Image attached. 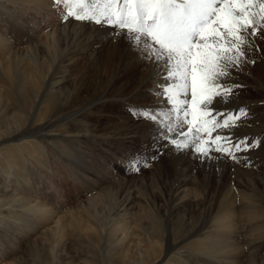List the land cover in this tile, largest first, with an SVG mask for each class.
<instances>
[{
  "label": "rangeland",
  "instance_id": "374dc122",
  "mask_svg": "<svg viewBox=\"0 0 264 264\" xmlns=\"http://www.w3.org/2000/svg\"><path fill=\"white\" fill-rule=\"evenodd\" d=\"M67 10L0 0V264H264V143L236 153L241 162L213 153L206 163L166 144L127 110L168 112L161 76L143 98L133 91L151 61L110 27L64 20ZM102 30L109 54L102 42L85 47ZM255 71L264 61L234 74L244 87L215 105L249 109L227 130L234 141L264 138ZM137 159L147 167L134 171Z\"/></svg>",
  "mask_w": 264,
  "mask_h": 264
},
{
  "label": "snow or ice",
  "instance_id": "6c2138e0",
  "mask_svg": "<svg viewBox=\"0 0 264 264\" xmlns=\"http://www.w3.org/2000/svg\"><path fill=\"white\" fill-rule=\"evenodd\" d=\"M68 6L64 20L95 23L124 39L134 59L151 61L165 81L158 91L168 106L160 117L153 108L128 106L133 117L153 122L161 138L178 151L191 149L202 163L219 157L241 162L264 138L234 141L229 129L251 115L247 106L219 111L244 85L229 81L247 64L264 57V0H53ZM171 115H170V114ZM171 120V123H166ZM225 130L226 134H221ZM215 133V135H214ZM251 141V142H250ZM153 156L150 159H157ZM250 163V161H244ZM147 167L139 159L134 171Z\"/></svg>",
  "mask_w": 264,
  "mask_h": 264
},
{
  "label": "bare ground",
  "instance_id": "6f19581e",
  "mask_svg": "<svg viewBox=\"0 0 264 264\" xmlns=\"http://www.w3.org/2000/svg\"><path fill=\"white\" fill-rule=\"evenodd\" d=\"M91 32L92 33H90L88 35V37H86L87 39L85 40V47H91V45L93 46V45H96V44L99 45L102 42L100 44L102 46V51L103 52L105 51L104 53L108 52V54H109V51L108 50H109L110 45H108V44H110L111 42H110V39H109L108 32L106 33V30H102V31H91ZM258 43L260 44L261 52L264 53V42H258ZM109 60H110V58H109ZM260 61H264V57H261L259 60H257V62H259V63H260ZM255 74L260 79L264 80V72L255 71ZM156 77L159 78V76L157 75L156 70L153 68V66L148 67V69L146 71V75L143 76L142 78H140L136 82L137 84H136L135 89L133 91H137L138 97L143 98L146 95V92L151 89V87H152L151 86L152 81L153 80L156 81V79H157ZM152 89H153V87H152ZM243 102L245 103V101H243ZM157 103H160V102H157ZM228 190H227V193L228 192L230 193L231 192V188H229ZM232 197L234 198L235 196H232ZM231 201H230V205L226 204V205H228L227 206V211L230 213V215H228L227 218L231 217L232 216L231 214H233V212H234V210L231 212V210L233 209V206H234L233 205V201L232 202ZM250 205H251L250 203H247V204H243L242 205V209L244 210V215H247L248 216L247 218H249V215H252L253 214V212L251 213V211L249 209V207L251 208L253 206L252 205L250 206ZM262 216H263V214H258L257 213V214H254L253 217L254 218H259V217H262Z\"/></svg>",
  "mask_w": 264,
  "mask_h": 264
}]
</instances>
